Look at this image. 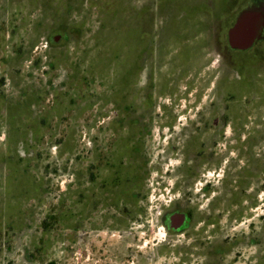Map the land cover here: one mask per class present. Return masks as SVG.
Returning <instances> with one entry per match:
<instances>
[{"label":"rangeland","instance_id":"1","mask_svg":"<svg viewBox=\"0 0 264 264\" xmlns=\"http://www.w3.org/2000/svg\"><path fill=\"white\" fill-rule=\"evenodd\" d=\"M206 15L203 0H0V264L218 262L154 208L181 195L167 170L203 124L220 151L235 120L264 135V61L225 50ZM114 154L138 168L137 221L99 200Z\"/></svg>","mask_w":264,"mask_h":264},{"label":"flooded vegetation","instance_id":"2","mask_svg":"<svg viewBox=\"0 0 264 264\" xmlns=\"http://www.w3.org/2000/svg\"><path fill=\"white\" fill-rule=\"evenodd\" d=\"M203 1L206 19L211 21L217 17L214 29L226 30L222 41L225 50L245 52L246 56L251 53L256 60L264 61V0ZM244 12L248 13L244 27L252 42L245 50L232 49L227 32ZM207 20L199 25H210ZM235 121L238 123L228 141L229 150H217L214 140L209 142L212 145L205 142L207 124L201 126L203 130L198 129L200 134L196 140L192 138L185 145L179 165L167 170V178L174 182L169 191L179 190L181 195L168 197L158 207L154 205L158 208L155 222L169 236L207 239V243H213L212 253H204L212 257L208 259L218 261L211 264H264V216L253 214L257 202L261 206L264 202V135L252 134V121ZM220 132L219 129L212 137H221ZM256 143L262 146L257 147ZM103 166L113 170L115 177L109 182L100 180L99 200L116 207L118 215L139 220L146 214L147 200L140 192L135 193L140 186L138 168L124 167L123 159L116 154ZM90 183H93L91 192L96 191L97 179H91Z\"/></svg>","mask_w":264,"mask_h":264},{"label":"water","instance_id":"3","mask_svg":"<svg viewBox=\"0 0 264 264\" xmlns=\"http://www.w3.org/2000/svg\"><path fill=\"white\" fill-rule=\"evenodd\" d=\"M247 18L248 13H242L235 26L227 32V42L230 48L245 50L250 46L252 38L244 27Z\"/></svg>","mask_w":264,"mask_h":264}]
</instances>
